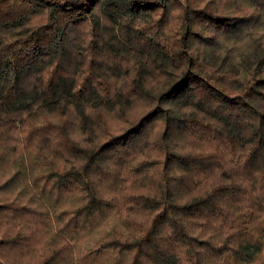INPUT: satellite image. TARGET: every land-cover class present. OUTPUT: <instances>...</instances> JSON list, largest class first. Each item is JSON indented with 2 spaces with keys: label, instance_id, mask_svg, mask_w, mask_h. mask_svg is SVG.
<instances>
[{
  "label": "trees",
  "instance_id": "1",
  "mask_svg": "<svg viewBox=\"0 0 264 264\" xmlns=\"http://www.w3.org/2000/svg\"><path fill=\"white\" fill-rule=\"evenodd\" d=\"M0 264H264V0H0Z\"/></svg>",
  "mask_w": 264,
  "mask_h": 264
},
{
  "label": "rangeland",
  "instance_id": "2",
  "mask_svg": "<svg viewBox=\"0 0 264 264\" xmlns=\"http://www.w3.org/2000/svg\"><path fill=\"white\" fill-rule=\"evenodd\" d=\"M143 103L138 102L135 106H134V110L133 113L137 114L139 112H141L143 110ZM129 127L128 122H126V119H123L119 116H113L110 118H107V122H106V130L108 132H117V131H125L127 128ZM156 131H154V133L148 138V142H150L152 144V142L155 140L156 137ZM139 152L135 151V156H128L126 158L125 161H120L119 164H115L112 165V168H119L121 167L120 163L122 162V164L124 165V169H125V175L123 174L122 179H124V188H125V192L127 193L129 191V186L131 183L133 182H137V177L133 173L134 170H138L140 172L141 171V167L140 164L142 162V160H144V156L147 155L149 156V154L145 151V155L142 157L141 155H139L140 157L138 158ZM137 168V169H136ZM114 170V169H113ZM135 172V171H134ZM92 244L90 243V246Z\"/></svg>",
  "mask_w": 264,
  "mask_h": 264
}]
</instances>
